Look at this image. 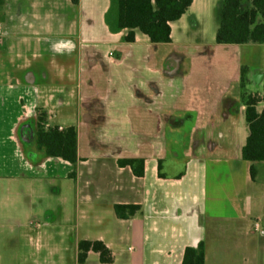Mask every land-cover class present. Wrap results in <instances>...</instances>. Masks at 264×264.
Listing matches in <instances>:
<instances>
[{
	"label": "crops",
	"instance_id": "crops-1",
	"mask_svg": "<svg viewBox=\"0 0 264 264\" xmlns=\"http://www.w3.org/2000/svg\"><path fill=\"white\" fill-rule=\"evenodd\" d=\"M223 6L193 0L154 44L125 40L117 0H1L0 240L36 238L29 264H80L82 241L111 264H182L201 243L205 264H264V161L242 156V71L263 98L264 44L218 45ZM38 112L76 130V166L39 149ZM118 205L141 209L121 220Z\"/></svg>",
	"mask_w": 264,
	"mask_h": 264
},
{
	"label": "trees",
	"instance_id": "trees-1",
	"mask_svg": "<svg viewBox=\"0 0 264 264\" xmlns=\"http://www.w3.org/2000/svg\"><path fill=\"white\" fill-rule=\"evenodd\" d=\"M248 0H224L221 14V25L217 32L218 45H246L264 44V23L257 25L260 15L264 20V0H249L251 7H246ZM78 4L79 0H72ZM193 0H117L119 30H128L125 40L129 43L135 41V31L146 35L154 44H169L171 38V23L178 21L191 7ZM1 4V0H0ZM246 70L242 71V101L245 103L246 118L250 127V136L243 149V159L248 162L264 161V110L257 112L259 103L264 97L253 95L246 90ZM37 142L40 150H45L48 156L61 158L76 166L77 132L74 128L60 131L58 127L47 128V114L38 112ZM121 167H131L137 177L144 176V161L121 160ZM255 178V170H251ZM75 177V173L73 174ZM140 206H115V213L121 220L134 217ZM89 252L100 255L103 264L114 261L111 251L100 241H82L79 243L78 262L84 264ZM182 264H205L204 244L198 247H188L185 250Z\"/></svg>",
	"mask_w": 264,
	"mask_h": 264
},
{
	"label": "rangeland",
	"instance_id": "rangeland-1",
	"mask_svg": "<svg viewBox=\"0 0 264 264\" xmlns=\"http://www.w3.org/2000/svg\"><path fill=\"white\" fill-rule=\"evenodd\" d=\"M60 244V240L57 242ZM69 242L66 244H60L59 247L62 248V245L67 246ZM38 245L39 241L35 238L33 240H27V239H13V238H8V239H1L0 240V250L6 251L9 253V258L14 257V258H23V259H28V262H32L33 255L37 254L38 251ZM44 249H42L43 251ZM11 262V261H10ZM22 262V261H19Z\"/></svg>",
	"mask_w": 264,
	"mask_h": 264
},
{
	"label": "built area",
	"instance_id": "built-area-1",
	"mask_svg": "<svg viewBox=\"0 0 264 264\" xmlns=\"http://www.w3.org/2000/svg\"><path fill=\"white\" fill-rule=\"evenodd\" d=\"M0 31H1V26H0ZM257 226H258V225H256V230H257Z\"/></svg>",
	"mask_w": 264,
	"mask_h": 264
}]
</instances>
